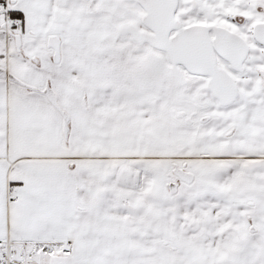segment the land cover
<instances>
[{"label":"snow or ice","instance_id":"obj_1","mask_svg":"<svg viewBox=\"0 0 264 264\" xmlns=\"http://www.w3.org/2000/svg\"><path fill=\"white\" fill-rule=\"evenodd\" d=\"M0 264H264V0H0Z\"/></svg>","mask_w":264,"mask_h":264}]
</instances>
